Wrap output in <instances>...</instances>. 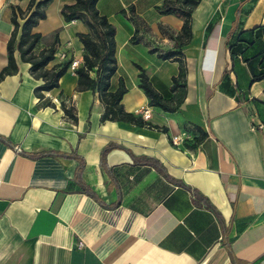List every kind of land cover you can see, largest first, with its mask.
I'll use <instances>...</instances> for the list:
<instances>
[{
  "label": "crops",
  "instance_id": "crops-1",
  "mask_svg": "<svg viewBox=\"0 0 264 264\" xmlns=\"http://www.w3.org/2000/svg\"><path fill=\"white\" fill-rule=\"evenodd\" d=\"M74 1L52 0L33 29L42 37L39 49L58 34L47 69L67 60L82 65L76 35L87 29L80 21L65 24L60 15ZM163 1L97 3L115 28L111 89L122 81L124 110L150 127L101 122L97 95L76 91L71 64L59 88L39 100L33 92L42 81L14 53L17 72L0 81V264H264V79L250 82L251 71L264 64V49L250 70L239 57L231 60L225 46L231 36L264 26V0H201L191 15V42L182 48L186 88L174 113L150 107L138 88L140 67L156 91L172 96L179 64L157 54L172 48L169 35L180 32L182 21L156 12ZM27 4L0 0V72L14 29L11 8L25 11ZM260 40L264 44V31ZM225 69H231L236 98L218 88ZM108 144L129 153L109 151L105 173L100 155ZM131 155L157 161L182 185Z\"/></svg>",
  "mask_w": 264,
  "mask_h": 264
},
{
  "label": "trees",
  "instance_id": "trees-1",
  "mask_svg": "<svg viewBox=\"0 0 264 264\" xmlns=\"http://www.w3.org/2000/svg\"><path fill=\"white\" fill-rule=\"evenodd\" d=\"M98 1L75 0L73 4L64 5L60 9V15L65 24L80 21L87 29L86 33L76 35L82 45V65L75 69L77 77L76 91H91L97 95L103 107L100 117L101 122L110 121L128 123L137 127H150L142 118L124 110L121 101L123 95L126 93V89L122 81H119L118 87L115 90L111 89L110 81L117 70L115 28L108 22L105 16L99 14L97 10ZM244 1L241 0V3H244ZM51 2L52 0H28L25 11H22L18 7L11 8V23L14 29L7 41V65L0 72V81L6 76L17 72L14 60V53L17 52L19 60L29 65L30 75L34 79L42 81V85L35 88L33 92L34 96L39 100L44 98V93L59 88V80L65 75L71 64V61L67 60L59 65H54L51 69H47V66L54 60L59 46L58 34L54 32L51 44L48 47L39 49L42 37L40 34L33 32L38 23L45 19V10ZM200 2L201 0H164L161 6L155 8L156 12L160 15H172L180 19L182 26L179 33L169 35L170 40L173 42L172 48L162 53L158 52L157 54L158 58L163 61L173 60L179 64L177 75L171 79L169 92L172 96L170 98H165L156 91L145 71L137 67L139 71L137 76L139 80L138 88L147 98L150 107L158 108L166 113H174L183 101L186 88V69L182 62V48L191 42V15ZM218 19L219 14H215L206 26L205 40ZM263 31L264 26H259L239 33L233 40L232 36L227 39L225 46L231 60L239 57L243 62L248 63L251 68L250 62L255 54L264 49V44L260 40ZM151 52L157 53V50H151ZM260 65V69L257 72L252 70V68L250 69L252 70L251 83L264 79V64L261 62ZM230 71L231 69L224 70L218 83V88L223 94L236 98L235 94L238 88L230 79ZM50 105L48 104V106ZM61 108L70 120L73 122L77 121L76 117L63 104H61ZM113 149H121L128 152L120 146L108 144L101 151L100 155V167L105 173H109L105 157ZM131 157L135 162L156 168L171 183L182 185L170 179L157 161L150 158H136L132 155ZM78 173H80V169ZM77 183L84 192L93 196L91 190L83 184L80 176H77ZM193 194L197 200L201 201L207 208L213 210L211 205L198 192L193 190Z\"/></svg>",
  "mask_w": 264,
  "mask_h": 264
},
{
  "label": "built area",
  "instance_id": "built-area-1",
  "mask_svg": "<svg viewBox=\"0 0 264 264\" xmlns=\"http://www.w3.org/2000/svg\"><path fill=\"white\" fill-rule=\"evenodd\" d=\"M76 67H77V62H73L71 64V68H76ZM143 116H144V119H147L149 117L148 113H145ZM252 128L254 129V127H252ZM256 128L257 129H262L263 126L262 125H258ZM172 142L176 143L177 142V138L176 137L172 138ZM81 246H82L81 243H79L78 247L80 248Z\"/></svg>",
  "mask_w": 264,
  "mask_h": 264
},
{
  "label": "rangeland",
  "instance_id": "rangeland-1",
  "mask_svg": "<svg viewBox=\"0 0 264 264\" xmlns=\"http://www.w3.org/2000/svg\"><path fill=\"white\" fill-rule=\"evenodd\" d=\"M118 40L119 41L121 40V35L120 34L118 35ZM138 49H140V48L138 47Z\"/></svg>",
  "mask_w": 264,
  "mask_h": 264
}]
</instances>
